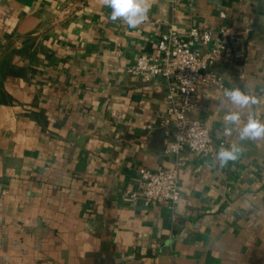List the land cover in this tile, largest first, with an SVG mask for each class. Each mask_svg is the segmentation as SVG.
<instances>
[{"label": "crops", "instance_id": "obj_1", "mask_svg": "<svg viewBox=\"0 0 264 264\" xmlns=\"http://www.w3.org/2000/svg\"><path fill=\"white\" fill-rule=\"evenodd\" d=\"M149 3L132 29L101 0H0V264H264V139L239 141L235 126L225 136L236 107L201 84L191 115L218 150L243 152L223 168L216 155L167 153L169 81L128 71L171 28L214 39L226 28L209 67L259 100L241 124L254 111L264 121V0ZM179 157L175 208L126 197L141 169Z\"/></svg>", "mask_w": 264, "mask_h": 264}, {"label": "built area", "instance_id": "obj_2", "mask_svg": "<svg viewBox=\"0 0 264 264\" xmlns=\"http://www.w3.org/2000/svg\"><path fill=\"white\" fill-rule=\"evenodd\" d=\"M195 1L187 0L190 4ZM219 33L221 36L214 39L212 31L200 32L192 28L183 37L178 30L171 28L158 37L154 54H142L128 67L129 72L146 81L156 77L169 81L163 123L171 126L173 139L167 144V153L180 156L185 149L207 156H215L217 153L218 147L209 128L203 120L192 116L191 111L195 108L194 95L201 84L226 88L224 77L209 67L210 62L227 48L225 38L229 34L228 30L221 28ZM199 40L205 44L213 43L210 50L199 53L196 49ZM181 164L182 158L179 157L174 167L159 171L141 169L138 189L127 190L126 197L141 201L145 207L164 204L175 208L181 199Z\"/></svg>", "mask_w": 264, "mask_h": 264}, {"label": "clouds", "instance_id": "obj_3", "mask_svg": "<svg viewBox=\"0 0 264 264\" xmlns=\"http://www.w3.org/2000/svg\"><path fill=\"white\" fill-rule=\"evenodd\" d=\"M102 5L111 9L110 19L122 20L129 28L135 29L147 19L150 11L149 0H101ZM224 97L229 99L236 107V110L228 112L224 116L226 127L225 136H232L233 127L238 132L239 141H256L264 139V121L259 119V112H251L247 121L241 124L240 109H248L253 105H258L259 100L241 90L239 86L225 88ZM243 147L240 144L232 143L227 147H221L215 156L219 167H226L230 162H235L240 158Z\"/></svg>", "mask_w": 264, "mask_h": 264}]
</instances>
